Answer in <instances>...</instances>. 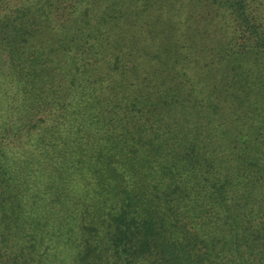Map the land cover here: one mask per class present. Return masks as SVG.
<instances>
[{
    "label": "trees",
    "instance_id": "trees-1",
    "mask_svg": "<svg viewBox=\"0 0 264 264\" xmlns=\"http://www.w3.org/2000/svg\"><path fill=\"white\" fill-rule=\"evenodd\" d=\"M16 211L41 264H264V0H0Z\"/></svg>",
    "mask_w": 264,
    "mask_h": 264
},
{
    "label": "rangeland",
    "instance_id": "rangeland-1",
    "mask_svg": "<svg viewBox=\"0 0 264 264\" xmlns=\"http://www.w3.org/2000/svg\"><path fill=\"white\" fill-rule=\"evenodd\" d=\"M27 200L28 199L25 197L17 199L16 201H13V205L15 208L23 207ZM30 202L28 203V206L32 207V200ZM16 213L21 215H19V218L16 217V214L14 215V219L17 220L16 226L7 229L0 226L1 231H3L6 236V242H0V264H41L40 261L43 258L41 253L42 247H37L35 240L29 231L22 229V224L24 223L21 218L25 215L17 211ZM44 218L45 217H43V219ZM0 222H3V220ZM1 231L0 234L2 233ZM53 239L55 240V245L52 243L53 245H49L47 249L49 250L48 256L51 259L55 258V256L56 258L61 257L64 252L58 237Z\"/></svg>",
    "mask_w": 264,
    "mask_h": 264
}]
</instances>
